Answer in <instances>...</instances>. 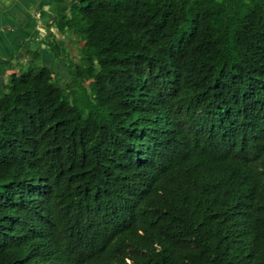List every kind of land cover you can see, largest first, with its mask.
I'll return each mask as SVG.
<instances>
[{
  "label": "trees",
  "instance_id": "trees-1",
  "mask_svg": "<svg viewBox=\"0 0 264 264\" xmlns=\"http://www.w3.org/2000/svg\"><path fill=\"white\" fill-rule=\"evenodd\" d=\"M0 93V264H264V0H70ZM19 63V62H18Z\"/></svg>",
  "mask_w": 264,
  "mask_h": 264
},
{
  "label": "crops",
  "instance_id": "crops-1",
  "mask_svg": "<svg viewBox=\"0 0 264 264\" xmlns=\"http://www.w3.org/2000/svg\"><path fill=\"white\" fill-rule=\"evenodd\" d=\"M69 6L70 0H0L1 82V72L9 71L14 62L26 59V53L34 49L33 46L38 47L46 65L53 68L55 63L63 61L55 56L48 44L50 33L55 35L64 52H71L76 46V37L69 32L48 28L47 24L66 15Z\"/></svg>",
  "mask_w": 264,
  "mask_h": 264
},
{
  "label": "rangeland",
  "instance_id": "rangeland-1",
  "mask_svg": "<svg viewBox=\"0 0 264 264\" xmlns=\"http://www.w3.org/2000/svg\"><path fill=\"white\" fill-rule=\"evenodd\" d=\"M79 43L77 44L76 42V46L74 48H72L71 53L74 57V59L76 61H80L82 62L80 55L78 54V47H79ZM32 48L34 49H38V47L33 46ZM47 63H50L49 60L46 58ZM29 60L26 59H20V62L18 63V61L14 62L10 69H8L9 71H2V82L0 80V93H3V82L5 83H9L10 82V77H9V73L14 70V71H18L20 69H25L28 67L29 64ZM42 63H44L43 59H42ZM45 64V63H44ZM48 65V64H47ZM49 66V65H48ZM54 69V74H55V78L56 80H58L61 84L66 85L69 81H70V74L68 72V65L65 61H58L57 63L54 64L53 66Z\"/></svg>",
  "mask_w": 264,
  "mask_h": 264
}]
</instances>
